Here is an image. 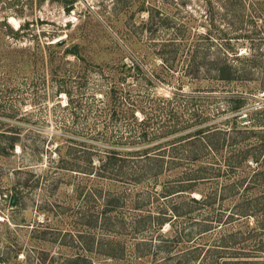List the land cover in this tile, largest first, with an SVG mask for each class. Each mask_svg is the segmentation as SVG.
<instances>
[{"label": "rangeland", "instance_id": "obj_1", "mask_svg": "<svg viewBox=\"0 0 264 264\" xmlns=\"http://www.w3.org/2000/svg\"><path fill=\"white\" fill-rule=\"evenodd\" d=\"M259 3L0 0V264H70L79 255L92 264H197L201 246L220 244L215 241L227 227L238 236L225 244L224 258L257 251L258 238L249 230L264 201V63L248 79L205 77L198 84L189 61L201 44L211 76L216 57L230 55L238 67L247 65L228 41L239 53L264 59ZM58 40L63 46L49 50L46 43ZM74 45L76 54L69 51ZM40 48L43 56L28 62V51ZM111 83L124 98L116 116L96 104V97L107 98ZM61 85L87 106L67 108ZM242 90L243 107L234 109ZM142 127L154 134L131 144V129ZM5 132L18 135L25 148L3 151ZM194 140L198 159H179L173 177L136 185L114 178L104 185L124 200L118 210L123 225L111 234L96 224L98 203L88 196L96 182L61 162H80L86 147L97 161L94 151L105 141L152 154L182 153ZM158 192L173 194L156 199ZM163 205L175 209L171 225L134 228L135 219L156 223ZM107 237L117 242L116 259L101 253Z\"/></svg>", "mask_w": 264, "mask_h": 264}, {"label": "trees", "instance_id": "obj_2", "mask_svg": "<svg viewBox=\"0 0 264 264\" xmlns=\"http://www.w3.org/2000/svg\"><path fill=\"white\" fill-rule=\"evenodd\" d=\"M259 4H261V7H264V0H258ZM211 40V39H209ZM228 48L233 51V55H235L238 59H245L248 60L249 63L247 65L237 66L230 60V55L226 56L224 59L215 58L213 61V64L215 65V72L211 76L212 69L208 66V60L205 57V53L201 48V44L195 45L194 54L192 55L191 61H189V64L191 65V68L193 70V75L195 77V81L200 84L203 82L202 79L205 77L208 78V80L211 78V80H220L224 82L231 83L235 80H242V79H248L251 75V72L255 66L259 67L262 66L264 63V59L256 54L253 53H239L234 48L231 47L230 41H228ZM47 47L50 49H55L62 47L63 44L60 40L56 41L55 43H46ZM38 48V47H37ZM76 48L77 45H74L69 49L70 52H73L76 54ZM29 54L27 56L28 62H36L41 56H43V49H36V50H29ZM229 52L228 54H230ZM45 57V56H44ZM163 60L166 61V56L162 57ZM217 59V60H216ZM210 64V63H209ZM125 63L123 64V66ZM204 68L202 74L201 70ZM214 70V69H213ZM64 85H61L59 87V92H66V95L68 96V104L66 105L67 108H70L72 112L77 111L78 109L84 108V106H87L84 104L81 99L74 98L72 95V89H68L66 87H62ZM118 84L117 83H111L109 87V91L107 98L96 97V104L100 108L102 112H106V114L116 116L118 114V107H120V104L123 101V97L120 95L118 91ZM261 89H264V86L261 87ZM241 96L238 97V100H240V104L234 106V109H241L243 107L242 103L245 100V96H243V92L239 91ZM234 96H237L239 93H231ZM232 100H234L232 98ZM135 116V114H133ZM137 120V118H136ZM137 123H141L138 122ZM145 122H142V124ZM139 125V124H138ZM133 129V128H132ZM131 129V134L129 137H126V139L129 140L131 144H139L143 143L148 140L149 135H153L154 131H150L149 128L142 127L140 131H135ZM134 131V133H133ZM3 136L6 137L7 141L5 143V146L3 147V151L9 152V150L13 151L16 148V145L19 144L21 149H24L25 146L23 143H20V137L15 134H6L2 133ZM107 140V139H106ZM108 142L103 146L104 149L96 150L97 155V161L94 160L92 157L93 150L91 148L86 147L84 151L82 152L83 155L81 156L82 160L80 162L75 159L72 161H66L65 159H61V162H64L65 165H63V168H67L70 170L78 171L79 173H82L84 176L87 177L89 181H93V183L96 184V188L93 190L91 189L88 191L89 197H94L96 199L97 205V215H96V224H98V227L101 229V232L109 233L115 231L116 226H121L122 223H118L119 218V212L120 210V204L123 200V196H121L119 193L114 192L110 190L109 188L105 187L104 185H107L108 182H112L114 178H124L126 181L131 182L132 184H140L142 181L149 179L152 180H160L162 176H165V178L173 177L178 172V167L182 163H178V160L184 162H189L188 164L192 163L196 159H198L199 155L197 152H199L201 149L198 148L195 145L194 141H189L187 143L188 148L183 151L182 153H179L178 151L171 150L172 152H168L166 150H163L161 152H154L150 153L149 149H138V150H121L117 147H114V143H111V141H105ZM112 145H110V144ZM202 143V142H200ZM190 147V148H189ZM72 148V147H71ZM145 157H142V156ZM144 158L143 160H140ZM129 159H136V161H130ZM186 160V161H185ZM130 162H132V166L130 165ZM189 166V165H187ZM193 167H188V171ZM166 188H172V187H166ZM168 191V189H167ZM177 192V190L175 191ZM164 194V195H163ZM171 193H160L158 192L155 196L156 199H159L157 197L162 196L171 198ZM168 196V197H167ZM13 198H16V193L12 195L11 200ZM195 199V198H194ZM18 198L16 199L17 202ZM262 207L260 208L263 210L261 215H257L256 212L254 214L255 217V225L250 229L251 231L249 235H252L256 238H258V244L259 247L257 248V251L254 252L252 256L244 255V257H239L236 260H228L224 258L226 256L225 254L227 251H225L226 247L225 244L228 242H231L237 238L236 232H228L227 228L226 230H222L220 232L221 235L218 237V239L215 241L216 243H220L217 245H209L205 246L202 245L199 252L196 254L195 258L198 259L200 254L203 251V254L201 255L200 259H198L197 264H264V201L262 203ZM259 209V210H260ZM160 210L162 213H159L157 216L158 221L156 223H149L150 225H145L142 220L135 219L133 222V226L135 229H140L148 227L150 228H160L162 229L167 223L171 225L173 222V219L177 217V215L174 213L175 209H171L168 207V205H163L160 207ZM260 213V212H259ZM231 214V213H230ZM254 214H249L250 216H253ZM233 215L228 216V218L232 217ZM122 224V225H121ZM91 225H95L91 223ZM181 237V236H180ZM175 240L172 241L174 243ZM115 243H117L112 238H104L101 240L100 243V250L101 253L106 255L110 259H116L118 258V252L115 249ZM232 254H239L237 252H232ZM247 254V253H242ZM125 255V254H124ZM70 264H92L91 261L87 260L86 257L82 256H75L72 259H69ZM80 261H84L87 263H81Z\"/></svg>", "mask_w": 264, "mask_h": 264}, {"label": "water", "instance_id": "obj_3", "mask_svg": "<svg viewBox=\"0 0 264 264\" xmlns=\"http://www.w3.org/2000/svg\"><path fill=\"white\" fill-rule=\"evenodd\" d=\"M63 42V41H62Z\"/></svg>", "mask_w": 264, "mask_h": 264}]
</instances>
